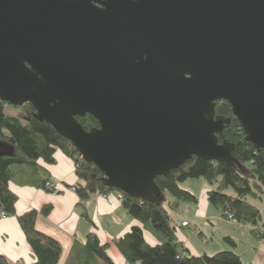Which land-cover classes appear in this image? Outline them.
Segmentation results:
<instances>
[{
  "label": "water",
  "instance_id": "water-1",
  "mask_svg": "<svg viewBox=\"0 0 264 264\" xmlns=\"http://www.w3.org/2000/svg\"><path fill=\"white\" fill-rule=\"evenodd\" d=\"M0 99L31 103L107 187L155 201L193 157L239 163L218 101L264 148V0H0Z\"/></svg>",
  "mask_w": 264,
  "mask_h": 264
},
{
  "label": "trees",
  "instance_id": "trees-1",
  "mask_svg": "<svg viewBox=\"0 0 264 264\" xmlns=\"http://www.w3.org/2000/svg\"><path fill=\"white\" fill-rule=\"evenodd\" d=\"M31 103L16 107L0 99V220L2 213L16 215L17 195L10 184L46 188L48 177L43 176L39 161L56 162L57 150H62L75 162L77 194L88 200L96 193H108L115 189L107 187L104 174L93 163L86 162L77 148L64 138L52 125L39 121ZM216 115L229 120L219 143L234 145L233 155L239 162L233 165L193 157L167 176H158L155 183L160 192L155 201H145L122 194V204L137 220L130 229L114 241L126 264H251L245 262L234 250H222L213 255L192 254L178 236V226L166 203L175 210L182 201L198 203V197L181 187L190 178H205L215 185L208 191L211 205L220 209L223 216H232L238 224L252 226V233L264 237V217L261 209L251 199L264 200V148L256 149L246 140L243 126L232 112L229 102H216ZM87 131L99 127V122L87 114L76 117ZM231 190L232 192H229ZM51 205L42 208L48 214ZM38 211L32 209L18 216V222L31 247L30 262L16 264H59L62 255L61 242L36 226ZM146 233L155 242L147 239ZM231 246L236 243L225 237ZM110 244H103L97 233H89L84 242L75 239L62 264H115L109 254ZM0 264H12L0 253Z\"/></svg>",
  "mask_w": 264,
  "mask_h": 264
},
{
  "label": "crops",
  "instance_id": "crops-1",
  "mask_svg": "<svg viewBox=\"0 0 264 264\" xmlns=\"http://www.w3.org/2000/svg\"><path fill=\"white\" fill-rule=\"evenodd\" d=\"M55 157V163L46 164L39 161V165L43 176L63 186L59 194L55 195L46 188L10 184L11 190L18 197L16 215L0 220V253L12 264L32 261V250L18 222V216L35 209L38 211L37 228L54 236L62 244L59 264L66 259L75 239L84 242L87 235L93 232L99 235L103 244H110L109 254L114 263L124 264L125 260L117 251L114 241L122 237L132 225L138 222L123 207L120 192L114 190L108 193H96L88 200L81 199L77 192L72 190L77 183L74 160L62 150H57ZM198 183L202 189L200 197L198 196V203H196L195 220L201 219V222L195 224L191 232L181 228H190L187 220L182 221V226L175 223L178 226V236L184 242V246L194 255L213 254L216 252L213 251L215 249L211 245L206 246V243L213 239L208 234L213 236L216 226L219 225L222 228L224 242L227 244L225 237L229 236L236 243L235 246H231L222 242L219 245L220 250L232 249L247 263L264 264V237L255 236L251 232V225L238 224L224 217L221 210L211 205L208 200V191L214 188V185L211 187L206 182L198 181ZM188 188L189 191L195 193L193 187L188 186ZM46 205H51L52 209L48 214H43L41 211ZM185 222L188 224L183 226ZM209 223L210 230L204 229V226ZM245 236L248 243H243ZM146 237L149 241L155 242L150 234L146 233Z\"/></svg>",
  "mask_w": 264,
  "mask_h": 264
},
{
  "label": "rangeland",
  "instance_id": "rangeland-1",
  "mask_svg": "<svg viewBox=\"0 0 264 264\" xmlns=\"http://www.w3.org/2000/svg\"><path fill=\"white\" fill-rule=\"evenodd\" d=\"M22 106V105H21ZM16 107H19V106H16ZM198 181L200 182H206V184H209L211 187H212V184H210L205 178L201 177V178H190V179H187L186 181L180 183L181 187L184 188V189H187L189 190L188 186L190 187H193V190L195 191V193H193L194 195H197V197L199 196L200 197V193H201V185L198 183ZM215 187V185H214ZM229 192H232L231 190H229ZM102 194V193H101ZM251 201L257 205L260 209H261V212H262V215L264 217V200H257V199H251ZM166 206L168 208V210L170 211L171 215L173 216V219L175 221V223H177L178 225L182 226L181 223L183 220H187L189 223H190V228H183L181 227L182 229L191 232L192 231V227L195 226V224L197 223H200L201 222V219H197L195 220V217H196V214H197V205L196 203H189V202H185V201H182L180 203V206L173 210L170 208L169 204L166 203ZM227 218V217H226ZM228 219V218H227ZM229 220V219H228ZM210 223L208 225H205L204 226V229L206 230H210ZM210 238L213 237V239H210L209 242L206 243V246H210L215 249L213 251H216L214 252L213 254L219 252V251H222L220 250V244L223 242L224 244H226L223 240V233H222V228L217 225L216 226V229L214 231V234L212 236V234H208ZM198 240V238H197ZM223 240V241H222ZM243 243H248L247 242V239H246V236L245 238L243 239ZM226 245H230L229 243H227ZM241 247V246H240ZM110 248V247H109ZM108 248V249H109ZM117 249V248H116ZM117 251L119 252V250L117 249ZM119 254L122 256V254L119 252ZM211 254V255H213ZM247 257V256H246ZM123 258V256H122ZM263 258H264V251H263ZM124 259V258H123ZM125 260V259H124ZM264 260V259H263ZM117 264V263H115ZM126 264V261L125 263Z\"/></svg>",
  "mask_w": 264,
  "mask_h": 264
},
{
  "label": "built area",
  "instance_id": "built-area-1",
  "mask_svg": "<svg viewBox=\"0 0 264 264\" xmlns=\"http://www.w3.org/2000/svg\"><path fill=\"white\" fill-rule=\"evenodd\" d=\"M61 187H63L62 185H60L59 182L53 181V180H49L46 184V189L50 190L53 194H59L61 191ZM72 190H75V187H72ZM76 191V190H75ZM120 197L122 199V194L120 193ZM2 217L6 218L7 214L6 213H2ZM227 218L229 220H232V216L228 215ZM188 223L185 222L183 223V226H186Z\"/></svg>",
  "mask_w": 264,
  "mask_h": 264
}]
</instances>
